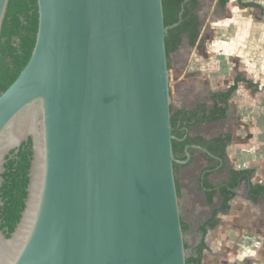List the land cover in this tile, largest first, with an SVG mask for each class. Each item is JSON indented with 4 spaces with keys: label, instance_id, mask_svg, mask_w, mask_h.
Segmentation results:
<instances>
[{
    "label": "water",
    "instance_id": "obj_1",
    "mask_svg": "<svg viewBox=\"0 0 264 264\" xmlns=\"http://www.w3.org/2000/svg\"><path fill=\"white\" fill-rule=\"evenodd\" d=\"M37 13L30 59L0 94V186L32 140L0 264H186L173 164L191 155H173L165 51L178 23L165 27L161 0H37Z\"/></svg>",
    "mask_w": 264,
    "mask_h": 264
},
{
    "label": "crops",
    "instance_id": "obj_2",
    "mask_svg": "<svg viewBox=\"0 0 264 264\" xmlns=\"http://www.w3.org/2000/svg\"><path fill=\"white\" fill-rule=\"evenodd\" d=\"M241 1L257 4L262 11L257 7H242L237 0H230L224 8L217 5L223 12L220 19L215 17L213 21L206 19L202 24L197 46L188 54L190 71L194 75L190 77L194 79V88L188 92L186 106L183 105L182 109L192 110L197 105L204 104L209 111L212 105L211 93L222 91L230 86L237 72L258 85V90L253 91L246 84L240 83L229 100L228 118L218 123L198 124L192 127L189 135L205 140L221 136L224 134V122L229 120L233 113L237 119L235 123L237 126L227 132L232 135L231 143L227 148L229 164L236 170L253 169L251 183L264 184V149H261L264 144L254 146L255 150L253 154H250L251 156L243 152V150L249 151L248 145L252 140L258 142L264 140V0ZM198 14L201 19V12ZM239 15L248 17L243 21L239 20ZM232 29H236V33H233ZM229 38L231 39L230 47L229 42H226ZM242 41L246 42L243 46H241ZM199 44L202 48L197 50ZM226 50H230L231 59L236 60V64L233 65V73L229 75L226 87H223L224 66L228 63L227 61L224 63L223 56L229 55ZM178 108L181 109V107ZM191 158L189 165L186 164L190 160L184 164L186 166L177 181L178 186L182 185L185 202L183 212L186 220L181 219V221L186 231L199 234L200 240L199 228L210 217L211 209L219 207L221 198L216 195L211 206L206 203L205 191L199 181L202 170L206 167V161L199 154ZM213 176L215 175H212L211 179H214ZM239 188L236 190L235 198L230 202L229 212L219 214L218 223L212 228H206L204 237L206 249L202 254V264H240V260H244L246 264L251 262L254 264L256 258L264 261V251L256 255L254 246H261L260 243H263L262 247H264V196L258 198L256 203H252L246 199V190L242 196L239 195ZM248 224L257 226L260 224L262 230L259 234H255L257 230ZM240 240L245 241L247 249L251 247L249 242L252 241L253 244V251L243 259L239 257ZM258 250L261 251L260 248Z\"/></svg>",
    "mask_w": 264,
    "mask_h": 264
},
{
    "label": "trees",
    "instance_id": "obj_3",
    "mask_svg": "<svg viewBox=\"0 0 264 264\" xmlns=\"http://www.w3.org/2000/svg\"><path fill=\"white\" fill-rule=\"evenodd\" d=\"M165 27H171L165 37V51L167 61L171 54L176 53L182 44L183 38L187 39L188 47L197 46L202 22L198 14L201 4L199 0H161ZM230 0H217V5L224 8ZM242 7L262 8L254 3L237 0ZM38 25L37 0H9L0 33V94L17 79L20 72L30 59L35 45V37ZM169 63V62H168ZM169 70V64H168ZM240 83L253 91L258 90V85L247 80L241 73L237 72L232 79V83L226 89L211 93L212 105L207 111L204 104L197 105L192 110L171 111V132L172 151L176 160H186L185 148H189L193 157L199 154L205 161L206 167L200 178V183L204 189L206 203L211 206L216 195L221 198L219 207L212 208L210 217L199 228L201 238L195 246L193 253L186 258V264H202V254L206 249L204 237L206 228H212L218 223L217 216L226 214L230 210V202L236 196V190L245 184L246 199L256 203L258 198L264 196V184H252L251 178L254 175L253 169L236 170L233 169L227 158V148L231 143L230 133L205 140L201 137H191L189 135L192 127L201 123H218L226 120L229 115V100ZM191 146H199L210 153L208 154L194 149ZM32 160V140L11 150L5 157L4 172L1 175L2 184L0 186V231L9 238L18 225L21 215L25 209L27 199V187L29 184V169ZM192 161L190 159L189 165ZM179 163L173 164L174 177L177 194L179 197V186L177 182L178 173L186 166ZM212 175H225L223 179H211ZM198 181V182H199ZM182 231L186 227L181 221ZM186 249V246H185Z\"/></svg>",
    "mask_w": 264,
    "mask_h": 264
},
{
    "label": "rangeland",
    "instance_id": "obj_4",
    "mask_svg": "<svg viewBox=\"0 0 264 264\" xmlns=\"http://www.w3.org/2000/svg\"><path fill=\"white\" fill-rule=\"evenodd\" d=\"M200 4H201V10L199 12H201V21L202 24L205 23L206 19H210V20H214V17L216 19H220V16L222 15V11L217 7V0H199ZM248 16L247 15H239L238 18L239 20H246ZM217 21H215L216 23ZM233 33H236V29H232L231 30ZM230 34V33H229ZM230 37V35H229ZM228 41H226L227 43L229 42V47H230V38L227 39ZM204 41V40H203ZM245 41H242L241 46L245 45ZM200 46L197 47V50H200L201 44H199ZM201 47V48H200ZM195 49V50H196ZM194 51V48H190L188 47L187 44V39L183 38L182 44L179 47V50L174 53L171 54L169 56L168 59V64H169V70H168V77H169V89H170V102H171V106L173 107L174 110H178V107H181V109L183 108L182 106H186V102L185 100L187 99L188 96V92L191 91L193 87V80L190 77H193L194 75L191 73V66L189 63V59H188V54H190L191 52ZM227 54L229 55H224L223 56V60L224 63H226V61L228 63L225 64L224 66V73H223V87H226L227 82L229 81L228 79L230 78L229 75H231L233 72V65L236 64V60H232L231 59V55H230V50H226ZM235 57L233 56V59ZM231 59V60H230ZM237 122V119H235V116H233V113H231V116L229 118V120L225 121L223 124V131L224 134L227 132H230L231 129L235 126H237V124L235 125V123ZM255 144V145H254ZM261 144H264V140L262 141H251V143H249L248 148L249 151H245L243 150L244 153H248L247 155L253 154V151L255 150V147H258L259 145L261 146ZM261 149H264V147H261ZM260 149V150H261ZM252 151V152H250ZM257 151V150H256ZM261 153V152H260ZM264 153V152H263ZM259 154V153H258ZM251 156V155H250ZM183 170V169H182ZM182 170L178 173L177 176V181H179V176L180 173L182 172ZM225 175H221V176H213L214 179H218L221 180L224 178ZM179 190H180V194L178 197V201L180 202V206H179V210H180V215H181V219L182 220H186V216L184 215L183 212V206H184V195L182 193V185L179 186ZM246 187L244 186V184L241 185V187L239 188L238 192L239 195L242 196L245 193ZM260 206H262L260 204ZM264 218V216H263ZM248 226L253 227L254 230H257V232H254L255 234H259V232L262 230V227L260 224L257 225H250L248 224ZM247 227V226H246ZM183 240H184V246H186L185 249V255L186 258L188 256H190L193 251L195 246L197 245L198 241H199V234L195 233V232H189L186 231L183 232ZM245 241L240 240V244H239V257L240 259L245 258L247 255H250V252H252V246L253 244L251 242H249V246H251L249 249H247L245 247L244 243ZM261 246H255V254L259 255L261 254L262 251H264V247H262L263 243H260ZM260 248V252L259 250L257 251V249ZM259 258L255 259V263L254 264H264V261H260ZM240 264H246V262L244 260H240ZM250 264V263H248ZM251 264H253L251 262Z\"/></svg>",
    "mask_w": 264,
    "mask_h": 264
}]
</instances>
